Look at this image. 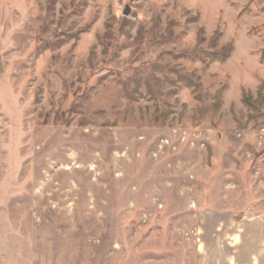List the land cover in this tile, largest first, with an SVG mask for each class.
<instances>
[{
	"label": "rangeland",
	"instance_id": "1",
	"mask_svg": "<svg viewBox=\"0 0 264 264\" xmlns=\"http://www.w3.org/2000/svg\"><path fill=\"white\" fill-rule=\"evenodd\" d=\"M0 264H264V0H0Z\"/></svg>",
	"mask_w": 264,
	"mask_h": 264
},
{
	"label": "water",
	"instance_id": "2",
	"mask_svg": "<svg viewBox=\"0 0 264 264\" xmlns=\"http://www.w3.org/2000/svg\"><path fill=\"white\" fill-rule=\"evenodd\" d=\"M128 14H129V9L126 8V9L123 11V15H124V16H127Z\"/></svg>",
	"mask_w": 264,
	"mask_h": 264
},
{
	"label": "trees",
	"instance_id": "3",
	"mask_svg": "<svg viewBox=\"0 0 264 264\" xmlns=\"http://www.w3.org/2000/svg\"><path fill=\"white\" fill-rule=\"evenodd\" d=\"M230 51H231V49H230ZM227 56H228V53L225 54V55L223 56V57H225V58H222L221 60H225ZM246 98H247V97H246Z\"/></svg>",
	"mask_w": 264,
	"mask_h": 264
}]
</instances>
